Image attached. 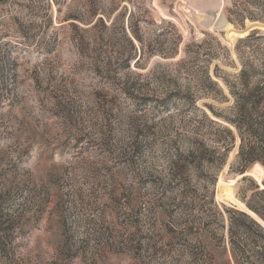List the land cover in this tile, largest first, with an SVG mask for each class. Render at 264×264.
Segmentation results:
<instances>
[{
  "label": "rangeland",
  "instance_id": "obj_1",
  "mask_svg": "<svg viewBox=\"0 0 264 264\" xmlns=\"http://www.w3.org/2000/svg\"><path fill=\"white\" fill-rule=\"evenodd\" d=\"M230 9V0H0V264H201L202 246L218 252L217 240L203 239L214 211L198 207L210 200L198 174L173 182L171 165L196 141L213 149L222 137L198 124L182 95L220 112L228 103L202 96L204 72L215 80V65L220 75L237 71L207 62L216 49L196 44L209 33L232 52L247 31L264 32L249 21L238 32L244 27L227 22ZM98 18L107 28L102 40L100 28L91 31ZM72 25L89 32L84 57ZM122 27L142 37L140 58L129 65ZM238 143L213 201L259 221L236 194L243 178L260 184L264 170L256 164L242 179L230 171ZM212 259L233 264L228 252Z\"/></svg>",
  "mask_w": 264,
  "mask_h": 264
},
{
  "label": "trees",
  "instance_id": "obj_2",
  "mask_svg": "<svg viewBox=\"0 0 264 264\" xmlns=\"http://www.w3.org/2000/svg\"><path fill=\"white\" fill-rule=\"evenodd\" d=\"M230 5L231 9L228 14L233 15V19L229 17L227 22L232 26L242 28L248 21L264 24V0H230ZM74 20L77 21V19ZM137 21L135 26L138 24ZM161 25L173 27L165 21H161ZM72 27L78 31L77 33H81V36L72 39V43L77 53L84 57L88 47L85 35L89 32H82L75 25ZM95 29L102 30L98 32V39L102 40L101 32L107 29L102 19L98 18L93 24L91 31ZM120 32L122 34L120 39L132 50V53H128L127 50L121 52L122 61L129 65L131 60L140 58V56L137 57L135 47L136 44L141 46L142 37L132 31L128 35L123 27ZM178 39H181L179 35ZM206 43L212 44L216 49V52H209L205 55L208 57L207 62L216 59L233 69L236 68L237 71L234 74L220 75L215 65L213 68L215 80L207 74V71L204 72L203 81L206 85L201 90L202 96L219 103H228V105L218 112L212 105L204 103L203 106L208 114L196 108L198 100L194 95L185 93L182 95V100L190 103L192 109L198 113L200 117L198 124L204 125L205 129L216 131L222 137L216 139L213 149H208L206 142L201 140L196 141L195 146H190L186 154L179 153L171 165L173 182H176L177 178L181 179L186 171H193L196 175L198 174L195 182L198 183L204 195L210 199L208 204L198 202V207L201 209L208 207L206 209L208 213L214 211L208 214L203 221L202 233L204 242L208 241V245L211 244L210 240H217L214 250L218 252L207 253L206 250H209V247L202 246L201 264H212V257L216 253L227 252L233 264H264V177L260 184L252 179L243 178L236 194L237 200L259 221L237 208L223 206L219 209L213 201L212 190L216 177L225 165L229 151L234 146L236 137L239 142L234 158L236 167H231L230 171L243 174L256 164L264 170V32L253 30L247 36L237 39L232 52L221 43L218 37L209 33H204V37L196 44V47H203ZM189 47V45L184 47L185 57L189 54ZM91 61L96 62V58L93 57ZM218 82L223 87H220ZM129 87L137 90L135 84ZM124 90L122 95L131 99L129 91ZM194 129L196 132L201 131L195 126ZM189 194L194 197V189H190ZM214 226L224 231L225 235L217 239L213 238L214 234L209 230ZM174 232L171 231V240L176 234ZM201 244L203 245V242Z\"/></svg>",
  "mask_w": 264,
  "mask_h": 264
},
{
  "label": "water",
  "instance_id": "obj_3",
  "mask_svg": "<svg viewBox=\"0 0 264 264\" xmlns=\"http://www.w3.org/2000/svg\"><path fill=\"white\" fill-rule=\"evenodd\" d=\"M257 25H259V26H261V27H264L263 24H259V23H257ZM248 28H249V27H244V30H240V31H238V32L246 31V30H248ZM259 30H264V29H259ZM247 33H248V31H247ZM247 33H246V35H247ZM246 35H244V36H246ZM242 37H243V36H242ZM242 37H238V38H242ZM251 171H252V168L249 169L247 172H245V174H239V175H238V178H239V179H242L243 177L248 176V174H250ZM246 213H247V212H246Z\"/></svg>",
  "mask_w": 264,
  "mask_h": 264
},
{
  "label": "bare ground",
  "instance_id": "obj_4",
  "mask_svg": "<svg viewBox=\"0 0 264 264\" xmlns=\"http://www.w3.org/2000/svg\"><path fill=\"white\" fill-rule=\"evenodd\" d=\"M208 2V1H207ZM224 18V17H223ZM220 19V18H219Z\"/></svg>",
  "mask_w": 264,
  "mask_h": 264
}]
</instances>
